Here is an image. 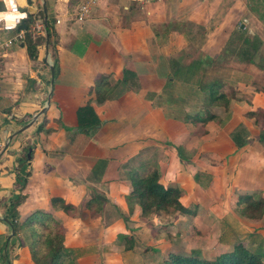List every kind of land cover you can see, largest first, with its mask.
<instances>
[{"label":"crops","instance_id":"obj_1","mask_svg":"<svg viewBox=\"0 0 264 264\" xmlns=\"http://www.w3.org/2000/svg\"><path fill=\"white\" fill-rule=\"evenodd\" d=\"M37 2L25 0L28 14L41 8L39 19H50L53 36L37 33L44 43L36 54L18 43L3 58L0 264H35L28 230L11 234L6 222L18 193L17 222L36 210L52 213L62 221L63 243L76 253L77 264H144L160 254L146 245L164 229L148 224L167 216H176L178 225L195 221L196 211L188 210L193 208L214 217L222 254L242 244L264 264V209L252 218L240 202L264 200V40L251 43L245 54L237 46L232 69L224 66L222 52L234 25L223 16H234L233 1ZM83 3L89 12L80 20ZM195 43L204 54H193ZM209 63L217 75L202 82L196 71ZM102 77L103 89L97 90ZM214 81L221 95L210 101L207 85ZM155 168L164 187L180 189L189 213L144 216L135 203L129 209V172ZM20 171L28 173L22 188L16 182ZM96 194L106 198L98 214L86 208ZM52 197L76 211L54 209Z\"/></svg>","mask_w":264,"mask_h":264},{"label":"trees","instance_id":"obj_2","mask_svg":"<svg viewBox=\"0 0 264 264\" xmlns=\"http://www.w3.org/2000/svg\"><path fill=\"white\" fill-rule=\"evenodd\" d=\"M38 18H43L41 8L35 15L28 14L25 19L26 28L24 29L23 44L30 54H36L38 52L37 45L40 36L37 34L35 28ZM44 31L48 39L54 34L53 25L49 18L44 22ZM105 80L106 77L100 79L97 90L103 89ZM219 84V82L214 81L207 85V89L210 90V101L221 95L215 93V90L218 89L217 85ZM106 85L108 86V83ZM107 93L108 91L106 90ZM98 96V101H102L105 98V94L101 95V97ZM27 176V172L20 171L18 173L16 182L20 185V188L23 187ZM128 178L132 185V191L126 197L130 210H132L133 204L135 203L139 206L140 212L144 216L151 213L164 214L173 211H179L182 214L188 213L187 208L179 201L181 195L180 189L173 186L164 187L159 182L157 168L146 174H141L138 170L132 169L128 174ZM21 200L19 193L10 200L9 211L6 217L10 220V225L13 226L14 231L23 227L30 233L31 242L29 243V251L32 261L35 264H77V255L73 250L65 247L62 226L52 213L36 210L28 215L22 223L17 222L18 213L16 212V206ZM105 202L106 198L103 195L96 194L86 203V208L98 214L101 212ZM240 202H245L244 209L248 216H252L253 218L256 215L262 214L264 200L245 198L244 200H240ZM51 205L54 209H61L67 214L76 211L73 205L66 203L64 199L59 197H52ZM191 253L193 255L181 256L168 252L162 264H261L262 258L260 254L249 250L242 244H236L232 251L220 254L212 261L201 258L199 251H193Z\"/></svg>","mask_w":264,"mask_h":264},{"label":"rangeland","instance_id":"obj_3","mask_svg":"<svg viewBox=\"0 0 264 264\" xmlns=\"http://www.w3.org/2000/svg\"><path fill=\"white\" fill-rule=\"evenodd\" d=\"M37 1V6L42 5V0ZM231 1H233L231 8L234 10V12L232 10L230 12L235 14L234 16H232V14L229 13L227 16H223V21L231 23V26L234 25V30L231 32V36L228 38L230 41L227 43L226 48H224L222 53H225L224 66L227 67L229 65V67L232 69L233 64L230 63V61H232L233 57L232 52L237 48V46H240V52L245 54V50L249 48V45L251 43H253L254 41L256 43L257 41L264 40V29L262 28V25L264 24V0H223V2H227V6ZM19 7L29 12L28 4H19ZM2 8L3 7L0 6V9ZM222 15L223 14L219 16L222 17ZM224 32L225 30L221 34H223ZM38 40L41 43H44L42 41L43 38L39 37ZM196 43L193 47V54L198 55L199 52L200 54H204L205 52L202 51L204 49H200L202 48L201 44ZM206 50L207 47H205V51ZM227 57L228 59H226ZM248 57H250V55ZM261 61L262 62H260L259 64L261 66H264V60ZM207 65V69L206 67H202L201 69L196 71L201 73V75L198 74V79L201 78L202 82L207 81L208 79H211L217 75V73L213 71L214 68H211V66L213 65H210V63ZM248 68L249 67L247 66H241V70H247ZM249 70L252 69L249 68ZM245 79L247 78H244L243 76L241 77L242 82ZM227 86L233 87L232 84H226L225 87ZM188 210L192 213L196 211L195 213H197V215L195 221H193V219L195 218L191 219V221L190 219L187 221L185 220V222L184 220H179L180 224L178 225V223H174L176 216H167V221L161 220V222H158L155 220L154 222L148 224L153 228L164 226V229L160 228L159 236L155 234L152 238L153 243L149 244L148 246L146 245V247L151 248L152 250L158 249L157 251H159L160 254L156 255L157 253H152V255L154 256H149L148 260L146 259L144 264H162V261L168 252L181 256H190L193 255L191 253V250L199 251L201 258L210 261L214 260L218 255H220V253L224 249L219 246V244L222 245L223 243H220L218 241L217 223L215 222L214 217L208 216L203 213L204 210H201V208H193L192 210ZM60 211L64 212L61 209ZM58 220L62 226L64 233V226L62 224V221L60 219ZM188 221H190L191 223L187 224ZM186 226H188V228L184 230V227ZM143 236L145 235L143 234ZM149 236L146 233V237ZM170 249L173 250V252L170 251Z\"/></svg>","mask_w":264,"mask_h":264},{"label":"built area","instance_id":"obj_4","mask_svg":"<svg viewBox=\"0 0 264 264\" xmlns=\"http://www.w3.org/2000/svg\"><path fill=\"white\" fill-rule=\"evenodd\" d=\"M0 6L3 8L0 9V13H6L9 12L10 9L5 4V0H0ZM17 10L20 13H23L22 18L19 19L18 22L15 23V27L8 28L6 27V24L8 21L3 20L0 21V80L2 77V71H3V58L7 52V50L12 47L14 44L22 43L24 40V29L20 28V24L22 21L27 18L28 12L26 10H23L19 7V3H17ZM89 12V4L83 3L80 5L77 17L82 20L86 17V15ZM35 28L37 30V33H41L44 31V23L42 22V19L37 20L35 24ZM3 144V142L0 140V146Z\"/></svg>","mask_w":264,"mask_h":264},{"label":"clouds","instance_id":"obj_5","mask_svg":"<svg viewBox=\"0 0 264 264\" xmlns=\"http://www.w3.org/2000/svg\"><path fill=\"white\" fill-rule=\"evenodd\" d=\"M17 3L23 5L25 3V0H5V4L8 9H10V11L6 13H0V21H8V23L6 24V27L8 28L15 27V23L18 22L19 19L23 16V13H20L17 10Z\"/></svg>","mask_w":264,"mask_h":264},{"label":"water","instance_id":"obj_6","mask_svg":"<svg viewBox=\"0 0 264 264\" xmlns=\"http://www.w3.org/2000/svg\"><path fill=\"white\" fill-rule=\"evenodd\" d=\"M28 2H30V1H28ZM43 10H44V12L46 11L44 5H43ZM29 14H30V13H29ZM19 27H20V28H23V29L26 28V25H25V21H24V20L22 21V23L20 24ZM241 27H242V25H241ZM50 71H51V76H53V67H52V66H50ZM41 112H42V110H40V112H38V114H36V115L33 117V119H32L29 123H27L25 126H23L19 131H22V130H24L25 128L29 127V126L35 121V119L38 117V115H39ZM14 134H15V133H14ZM30 151H31V148L28 149V154H27L28 157H30ZM5 220H6V219H5ZM6 222L9 224V226H10V228H11V234H14V228H13V226L10 225V222H9V221L6 220Z\"/></svg>","mask_w":264,"mask_h":264}]
</instances>
